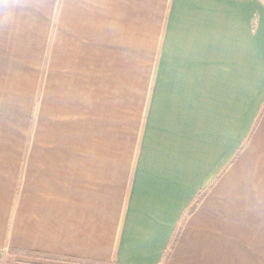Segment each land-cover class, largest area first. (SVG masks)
Here are the masks:
<instances>
[{
  "label": "crops",
  "instance_id": "obj_1",
  "mask_svg": "<svg viewBox=\"0 0 264 264\" xmlns=\"http://www.w3.org/2000/svg\"><path fill=\"white\" fill-rule=\"evenodd\" d=\"M4 1L0 264H259L227 169L264 104V0Z\"/></svg>",
  "mask_w": 264,
  "mask_h": 264
},
{
  "label": "rangeland",
  "instance_id": "obj_2",
  "mask_svg": "<svg viewBox=\"0 0 264 264\" xmlns=\"http://www.w3.org/2000/svg\"><path fill=\"white\" fill-rule=\"evenodd\" d=\"M13 7V2L0 3L1 19ZM259 112L253 117L245 116L242 151L237 160L228 163L231 175L227 181V204L233 220L227 225V233L229 239H261L259 264H264V104ZM244 254L248 256L245 264L258 263L251 259V252Z\"/></svg>",
  "mask_w": 264,
  "mask_h": 264
}]
</instances>
